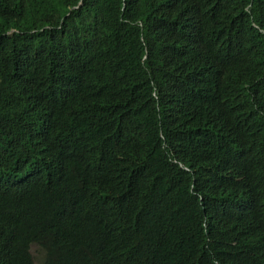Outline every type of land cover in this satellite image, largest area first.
<instances>
[{"label":"trees","instance_id":"trees-1","mask_svg":"<svg viewBox=\"0 0 264 264\" xmlns=\"http://www.w3.org/2000/svg\"><path fill=\"white\" fill-rule=\"evenodd\" d=\"M0 264H264V0H0Z\"/></svg>","mask_w":264,"mask_h":264},{"label":"bare ground","instance_id":"bare-ground-1","mask_svg":"<svg viewBox=\"0 0 264 264\" xmlns=\"http://www.w3.org/2000/svg\"><path fill=\"white\" fill-rule=\"evenodd\" d=\"M214 45V44H213ZM188 81V80H187Z\"/></svg>","mask_w":264,"mask_h":264}]
</instances>
